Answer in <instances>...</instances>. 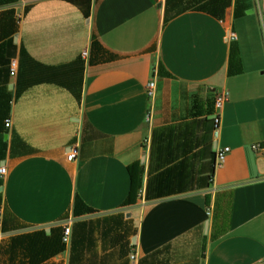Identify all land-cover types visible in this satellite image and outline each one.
Masks as SVG:
<instances>
[{
    "label": "crops",
    "instance_id": "1",
    "mask_svg": "<svg viewBox=\"0 0 264 264\" xmlns=\"http://www.w3.org/2000/svg\"><path fill=\"white\" fill-rule=\"evenodd\" d=\"M260 4L0 0V264H264Z\"/></svg>",
    "mask_w": 264,
    "mask_h": 264
},
{
    "label": "built area",
    "instance_id": "2",
    "mask_svg": "<svg viewBox=\"0 0 264 264\" xmlns=\"http://www.w3.org/2000/svg\"><path fill=\"white\" fill-rule=\"evenodd\" d=\"M164 0H158V2L162 3ZM260 18L262 24V36L264 40V0H261L260 4ZM224 38L226 41H234L236 40V34L231 30L227 29ZM83 55H86V52H83ZM9 74L12 77L17 75L18 71V60L16 58H11L9 60ZM155 92V81L154 79H150L146 84V93L148 97L152 98ZM228 99V90L225 88L220 89L215 93L214 100H213V113H212V140L216 143L220 133V125H221V114L222 109L224 107L225 102ZM10 125V121H5V126L8 127ZM252 148L259 153L264 160V144L261 143H254ZM230 148L228 146L217 147L215 146L214 150V158H213V168L220 167L224 162L226 154L229 152ZM77 150L75 147L70 148L68 152H66V160L71 161L76 158ZM6 172V168L4 165L0 166V175L4 176ZM62 228L61 234V242L63 244H68L70 239V226L71 220L67 219L65 221L60 222ZM0 227H1V220H0ZM130 259H135V254H130Z\"/></svg>",
    "mask_w": 264,
    "mask_h": 264
},
{
    "label": "rangeland",
    "instance_id": "3",
    "mask_svg": "<svg viewBox=\"0 0 264 264\" xmlns=\"http://www.w3.org/2000/svg\"><path fill=\"white\" fill-rule=\"evenodd\" d=\"M2 215H3V211H2V208L0 207V220L2 221ZM0 230H1V227H0Z\"/></svg>",
    "mask_w": 264,
    "mask_h": 264
},
{
    "label": "water",
    "instance_id": "4",
    "mask_svg": "<svg viewBox=\"0 0 264 264\" xmlns=\"http://www.w3.org/2000/svg\"><path fill=\"white\" fill-rule=\"evenodd\" d=\"M69 149H70V148H69ZM134 242H135V239L133 238V239H132V243H134Z\"/></svg>",
    "mask_w": 264,
    "mask_h": 264
}]
</instances>
